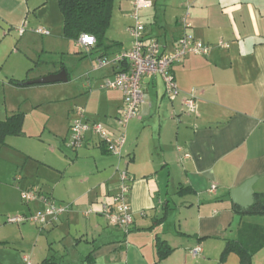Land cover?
<instances>
[{
	"label": "crops",
	"instance_id": "crops-1",
	"mask_svg": "<svg viewBox=\"0 0 264 264\" xmlns=\"http://www.w3.org/2000/svg\"><path fill=\"white\" fill-rule=\"evenodd\" d=\"M150 1L152 6L140 11L145 34L162 50H171L181 32L176 19L185 0ZM130 13V0H113L108 47L95 43L86 51L76 45L88 56L78 63V104L73 105L113 130L121 93L98 89L96 83L111 78L118 67L94 69L95 59L131 46ZM188 22L199 40H222L228 47L174 64L179 88L174 101L164 96L160 77H143L144 102L127 125L120 159L90 134L67 156L58 149H68L74 106L67 107L63 128H53L32 115L42 102L38 92L49 87L13 83L60 70L36 71L51 43L63 36L57 0H0V121L23 113L20 133L0 141V264H44L45 259L52 264H239L237 253L222 254L228 240L255 248L250 264H264V213L242 212L252 203L242 207L230 196L231 189L253 179L250 192L264 201V0H195ZM38 26L48 34L35 33ZM188 94L196 99L194 113L183 108ZM52 135L59 138L58 146L45 142L54 141ZM117 166L132 177L133 222L127 232L110 226L101 211V202L110 203L116 192ZM180 187L186 191L179 193ZM26 188L69 204L70 210L41 230L30 222L7 223L8 216L42 207L38 201L21 202L20 191ZM157 237L171 249L161 260ZM195 247L199 251L192 254Z\"/></svg>",
	"mask_w": 264,
	"mask_h": 264
},
{
	"label": "built area",
	"instance_id": "built-area-1",
	"mask_svg": "<svg viewBox=\"0 0 264 264\" xmlns=\"http://www.w3.org/2000/svg\"><path fill=\"white\" fill-rule=\"evenodd\" d=\"M195 0H185L184 11L176 19L181 32L171 50H162L161 44L154 37L145 34V23L140 18L143 8L152 6L150 0H130L132 22L127 27L131 39L128 49L115 52L111 57L100 56L95 59L94 69L103 68L110 64L116 65L118 70L111 78L105 77L97 81L96 87L103 90H117L121 93L122 102L114 116L115 128L110 129L99 120H90L86 117L83 106L76 105L72 110V117L68 126L65 145L76 150L84 144L87 134L93 135L97 144L104 150L120 159L123 156V148L126 142V129L130 120L135 118L144 102V90L142 79L145 76L160 77L164 96L168 101H174L179 95L173 65L181 62L189 55L207 56L214 47L226 48L228 43L222 40L215 44L205 43L189 32V9ZM22 29H19V33ZM37 34H48V30L42 26L34 29ZM88 37L89 39H85ZM76 45L84 50L95 46L96 40L92 34L81 33L75 40ZM184 111L194 113L196 111V99L188 94L182 101ZM184 156H188L184 153ZM118 183L116 192L111 195V202H101L102 212L107 222L112 227H117L127 232L133 222L131 207L129 204V192L132 177L124 167H116ZM214 186H211V190ZM20 200L24 204L38 201L42 207L29 215L18 214L8 216L7 223L21 224L30 222L41 230L54 222L70 210L69 204H61L54 201L43 192L26 188L20 191ZM199 251L198 247L192 250V254ZM27 262V258H23Z\"/></svg>",
	"mask_w": 264,
	"mask_h": 264
},
{
	"label": "trees",
	"instance_id": "trees-1",
	"mask_svg": "<svg viewBox=\"0 0 264 264\" xmlns=\"http://www.w3.org/2000/svg\"><path fill=\"white\" fill-rule=\"evenodd\" d=\"M113 0H57L58 8L63 17V37L76 40L79 34L89 33L95 37L96 46L106 48L104 44L105 32L109 26L111 18ZM65 69L63 65L59 69ZM68 77V73H67ZM16 85H29L26 81H13ZM23 121V113L18 112L0 121V141L6 135L19 134ZM186 188L180 187L178 192L182 193ZM254 201L242 212L250 214H263L264 201L262 195L254 194ZM239 212L240 209L237 208ZM264 233V230H263ZM262 233V234H263ZM264 235V234H263ZM264 241V240H263ZM157 260L163 259L170 252V247L165 241L155 239ZM233 251L240 259L239 264H250L251 256L255 248L251 249L241 240H228L223 250V255ZM50 259H45L44 264H52Z\"/></svg>",
	"mask_w": 264,
	"mask_h": 264
},
{
	"label": "rangeland",
	"instance_id": "rangeland-1",
	"mask_svg": "<svg viewBox=\"0 0 264 264\" xmlns=\"http://www.w3.org/2000/svg\"><path fill=\"white\" fill-rule=\"evenodd\" d=\"M52 35L55 36L56 33H52ZM87 56L84 57L83 53H81L72 39H67L62 36L59 41L54 40V42L51 43V51L48 52V54L44 53L39 59L37 65L38 69L36 71L44 69L47 66L60 68V66L63 65L69 76L68 81L46 84L49 88L44 89L42 92H38L39 100L42 102L38 110L33 112L32 115H37V118H45V121L48 120L53 128H59L60 130L63 128L67 107L78 104L74 100L77 92L76 81L79 76L78 72L81 70L78 63ZM48 125H45L46 130ZM46 135L47 134L44 133L43 138H46ZM53 140L52 142L49 140L45 142H47V144H53V146H58L59 138L57 139V137L53 136ZM58 150H61L67 156L72 152L71 149L63 147ZM61 151L59 152L61 153Z\"/></svg>",
	"mask_w": 264,
	"mask_h": 264
},
{
	"label": "water",
	"instance_id": "water-1",
	"mask_svg": "<svg viewBox=\"0 0 264 264\" xmlns=\"http://www.w3.org/2000/svg\"><path fill=\"white\" fill-rule=\"evenodd\" d=\"M67 75L65 69H60L56 73H51L45 76L38 77L28 83L32 84H49L55 82H66ZM253 182V179H247L238 187L230 190V196L233 202L237 203L242 207H247L252 203L253 195L250 192V185Z\"/></svg>",
	"mask_w": 264,
	"mask_h": 264
},
{
	"label": "snow or ice",
	"instance_id": "snow-or-ice-1",
	"mask_svg": "<svg viewBox=\"0 0 264 264\" xmlns=\"http://www.w3.org/2000/svg\"><path fill=\"white\" fill-rule=\"evenodd\" d=\"M85 39H89L88 37H85Z\"/></svg>",
	"mask_w": 264,
	"mask_h": 264
}]
</instances>
